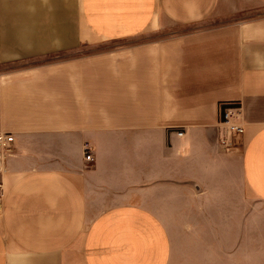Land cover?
Segmentation results:
<instances>
[{
  "label": "crops",
  "instance_id": "1",
  "mask_svg": "<svg viewBox=\"0 0 264 264\" xmlns=\"http://www.w3.org/2000/svg\"><path fill=\"white\" fill-rule=\"evenodd\" d=\"M0 132V264H264V0H0Z\"/></svg>",
  "mask_w": 264,
  "mask_h": 264
},
{
  "label": "built area",
  "instance_id": "2",
  "mask_svg": "<svg viewBox=\"0 0 264 264\" xmlns=\"http://www.w3.org/2000/svg\"><path fill=\"white\" fill-rule=\"evenodd\" d=\"M219 115L220 124L226 130V138L222 139L220 143L225 148H229L228 143L230 139L234 137V134L244 132L242 126L243 114L241 105L237 102L223 103L220 105ZM180 135H183V133H181ZM14 142L15 137L12 134L0 132V154H6V152L12 148ZM88 151L89 152L86 156V161L88 163H93V154L90 150Z\"/></svg>",
  "mask_w": 264,
  "mask_h": 264
},
{
  "label": "rangeland",
  "instance_id": "3",
  "mask_svg": "<svg viewBox=\"0 0 264 264\" xmlns=\"http://www.w3.org/2000/svg\"><path fill=\"white\" fill-rule=\"evenodd\" d=\"M243 134V132L242 133H236V134H234V137H239V136H241ZM234 137H232V138H234Z\"/></svg>",
  "mask_w": 264,
  "mask_h": 264
}]
</instances>
